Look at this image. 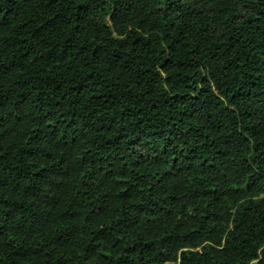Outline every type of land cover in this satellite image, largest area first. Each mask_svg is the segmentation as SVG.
Segmentation results:
<instances>
[{
	"label": "trees",
	"instance_id": "trees-1",
	"mask_svg": "<svg viewBox=\"0 0 264 264\" xmlns=\"http://www.w3.org/2000/svg\"><path fill=\"white\" fill-rule=\"evenodd\" d=\"M0 264H264V0H0Z\"/></svg>",
	"mask_w": 264,
	"mask_h": 264
}]
</instances>
